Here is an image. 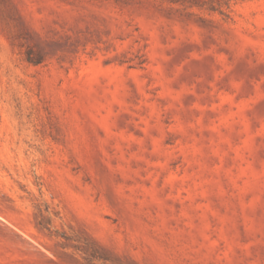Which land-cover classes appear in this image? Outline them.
Listing matches in <instances>:
<instances>
[{
  "label": "rangeland",
  "instance_id": "374dc122",
  "mask_svg": "<svg viewBox=\"0 0 264 264\" xmlns=\"http://www.w3.org/2000/svg\"><path fill=\"white\" fill-rule=\"evenodd\" d=\"M0 264H264V0H0Z\"/></svg>",
  "mask_w": 264,
  "mask_h": 264
},
{
  "label": "trees",
  "instance_id": "16d2710c",
  "mask_svg": "<svg viewBox=\"0 0 264 264\" xmlns=\"http://www.w3.org/2000/svg\"><path fill=\"white\" fill-rule=\"evenodd\" d=\"M197 6L208 5L212 10H218L221 13H226L230 10L232 3L235 0H183Z\"/></svg>",
  "mask_w": 264,
  "mask_h": 264
}]
</instances>
